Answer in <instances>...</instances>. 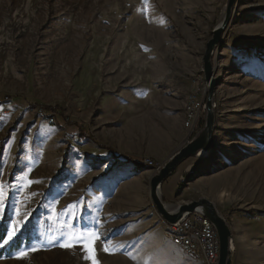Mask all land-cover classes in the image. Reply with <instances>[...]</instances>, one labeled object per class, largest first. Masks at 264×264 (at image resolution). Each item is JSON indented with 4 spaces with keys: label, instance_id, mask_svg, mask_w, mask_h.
Wrapping results in <instances>:
<instances>
[{
    "label": "rangeland",
    "instance_id": "1",
    "mask_svg": "<svg viewBox=\"0 0 264 264\" xmlns=\"http://www.w3.org/2000/svg\"><path fill=\"white\" fill-rule=\"evenodd\" d=\"M227 4L0 0V264H204L168 237L149 180L205 127L203 57ZM213 61V149L161 197L210 200L233 234L229 264H264V0L236 1Z\"/></svg>",
    "mask_w": 264,
    "mask_h": 264
},
{
    "label": "water",
    "instance_id": "2",
    "mask_svg": "<svg viewBox=\"0 0 264 264\" xmlns=\"http://www.w3.org/2000/svg\"><path fill=\"white\" fill-rule=\"evenodd\" d=\"M236 1L237 0H228L226 14L221 23L213 31V37L206 44V50L203 57V72L209 85V94L206 101L207 115L205 127L198 136L181 144L176 152L150 177L149 180L151 200L158 215L166 224H174L185 214L191 213L195 210H199L211 220L217 230L220 240L218 264H229L230 260L229 255L233 234L226 219L218 212L214 203L205 198L199 199L198 201L180 204L176 207V210L170 211L168 206H166L162 200L160 186L185 160L192 156H199L201 153H210L213 149L216 128L214 98L217 86L213 55L216 48L222 41L223 33L229 23Z\"/></svg>",
    "mask_w": 264,
    "mask_h": 264
},
{
    "label": "built area",
    "instance_id": "3",
    "mask_svg": "<svg viewBox=\"0 0 264 264\" xmlns=\"http://www.w3.org/2000/svg\"><path fill=\"white\" fill-rule=\"evenodd\" d=\"M202 109V102L197 92L188 97L185 111V125L193 126ZM43 110L41 109V112ZM51 122L54 121L50 117ZM146 166L155 167L153 159L142 160ZM168 237L173 244L180 246L185 253L202 257L204 264H218L220 240L217 230L211 220L199 210L185 214L178 222L167 224Z\"/></svg>",
    "mask_w": 264,
    "mask_h": 264
},
{
    "label": "trees",
    "instance_id": "4",
    "mask_svg": "<svg viewBox=\"0 0 264 264\" xmlns=\"http://www.w3.org/2000/svg\"><path fill=\"white\" fill-rule=\"evenodd\" d=\"M39 106H40L41 108H45L46 110H50V109H52V107H50V106H45V105H39ZM45 109H44V110H45ZM52 110H53V109H52ZM60 111H61V110H60V107L56 106L52 112H53V113H58V114H59ZM52 112H51V114L54 115ZM5 231H6L5 226H4V225L0 226V242H2V241L4 240Z\"/></svg>",
    "mask_w": 264,
    "mask_h": 264
},
{
    "label": "snow or ice",
    "instance_id": "5",
    "mask_svg": "<svg viewBox=\"0 0 264 264\" xmlns=\"http://www.w3.org/2000/svg\"><path fill=\"white\" fill-rule=\"evenodd\" d=\"M2 197H3V189H2V187H0V200H2ZM95 238L96 237H94V236H89V237L76 236V237H74L76 242H83L85 239L94 240Z\"/></svg>",
    "mask_w": 264,
    "mask_h": 264
},
{
    "label": "bare ground",
    "instance_id": "6",
    "mask_svg": "<svg viewBox=\"0 0 264 264\" xmlns=\"http://www.w3.org/2000/svg\"><path fill=\"white\" fill-rule=\"evenodd\" d=\"M200 155H204V154L201 153ZM168 209H169L170 211H174V210H176V208H170V207H168ZM232 242H233V241H232ZM233 248H234L233 243H231L230 252L233 250Z\"/></svg>",
    "mask_w": 264,
    "mask_h": 264
},
{
    "label": "crops",
    "instance_id": "7",
    "mask_svg": "<svg viewBox=\"0 0 264 264\" xmlns=\"http://www.w3.org/2000/svg\"><path fill=\"white\" fill-rule=\"evenodd\" d=\"M186 139H184L183 141H185Z\"/></svg>",
    "mask_w": 264,
    "mask_h": 264
}]
</instances>
